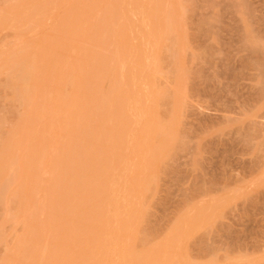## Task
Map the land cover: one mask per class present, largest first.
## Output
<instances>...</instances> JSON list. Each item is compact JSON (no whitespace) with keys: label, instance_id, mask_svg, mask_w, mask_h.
<instances>
[{"label":"rangeland","instance_id":"374dc122","mask_svg":"<svg viewBox=\"0 0 264 264\" xmlns=\"http://www.w3.org/2000/svg\"><path fill=\"white\" fill-rule=\"evenodd\" d=\"M32 1L0 0V152L12 146L0 158V264H264V0ZM74 60L84 72L74 74ZM12 61L35 74L25 100ZM86 80L95 86L84 97ZM126 91L138 96L123 97L125 126L87 111L91 97ZM69 100L75 108L63 112ZM84 121L110 128L107 145L121 147L87 167L90 185L74 177L59 187ZM36 136L41 156L30 155ZM58 225L68 245L53 236Z\"/></svg>","mask_w":264,"mask_h":264},{"label":"bare ground","instance_id":"6f19581e","mask_svg":"<svg viewBox=\"0 0 264 264\" xmlns=\"http://www.w3.org/2000/svg\"><path fill=\"white\" fill-rule=\"evenodd\" d=\"M25 1V0H24ZM34 1V0H33ZM32 1V2H33ZM42 1V0H41ZM41 1H39V2H41ZM91 1V0H90ZM89 1V2H90ZM94 1V0H93ZM138 1V0H137ZM154 1V0H153ZM31 2V3H32ZM84 2V1H83ZM86 2V1H85ZM92 2V1H91ZM157 2V1H156ZM43 3H45V2H43ZM46 3H47V1H46ZM76 3V2H75ZM74 3V4H75ZM93 3H95V2H92V4ZM100 3V2H99ZM34 3H32V5H33ZM82 4H84V3H82ZM132 5V3H129V5ZM45 5V4H44ZM78 5V4H77ZM80 5H81V3H80ZM78 6L79 8L81 7V6H83V5H81V6ZM85 5V4H84ZM95 5V4H94ZM102 5H103V3H102ZM102 5H100V7L102 6ZM105 5V4H104ZM103 5V6H104ZM128 5V4H127ZM161 5V4H160ZM42 6V5H41ZM48 6V5H47ZM49 6H50V4H49ZM86 6V5H85ZM89 6H91V4L89 5ZM93 6V5H92ZM109 6V5H108ZM113 6V5H112ZM111 6V7H112ZM117 6V5H116ZM133 6V5H132ZM37 7V6H36ZM51 7V6H50ZM50 7H48L49 8V10H50ZM94 7H96V6H94ZM129 6H127V8H128ZM131 7V6H130ZM35 8V7H34ZM48 8H46V9H48ZM85 8H88V7H85ZM93 8V7H92ZM109 8V7H108ZM107 8V9H108ZM114 8V7H113ZM121 8V7H120ZM78 9V8H77ZM91 9V8H90ZM104 9H105V6H104ZM111 9V8H110ZM116 9V8H115ZM129 9H133L134 10V8H129ZM41 10V9H40ZM44 11H45V9H43ZM83 10H84V8H83ZM92 10V9H91ZM120 10V9H119ZM38 11V10H37ZM52 11V10H51ZM77 11V10H76ZM82 11V10H81ZM135 11H136V9H135ZM142 11V10H141ZM160 11V10H159ZM74 12V11H73ZM79 12V11H78ZM88 12H89V9H88ZM110 12V11H109ZM41 13V12H40ZM39 13V14H40ZM44 13H47L46 11L44 12ZM52 13V12H51ZM75 13V12H74ZM86 13H87V11H86ZM117 13L118 12H116V17H117ZM146 13H148V11H146ZM154 13H155V11H154ZM53 14V13H52ZM68 14V13H67ZM85 14V13H84ZM92 14V13H91ZM110 14H111V12H110ZM134 14V13H133ZM17 15V14H16ZM32 16H34L35 14H31ZM38 15V14H37ZM47 15V14H46ZM88 15V14H87ZM135 15V14H134ZM147 15V14H146ZM150 15V14H149ZM31 16V17H32ZM39 16V15H38ZM41 16H42V13H41ZM56 16V15H55ZM74 16V15H73ZM83 16V15H82ZM105 16V15H104ZM137 16V15H136ZM140 15H138V17H139ZM142 16V15H141ZM133 17V16H132ZM143 17H145V16H143ZM155 17V16H154ZM17 18V17H16ZM33 18V17H32ZM37 18V17H36ZM74 18V17H73ZM105 18V17H104ZM112 18H114V16L112 17ZM147 18V17H146ZM149 18V17H148ZM12 19H15V18H12ZM108 19H109V17H108ZM131 19V18H130ZM143 19V18H142ZM154 19H156V17L154 18ZM102 20V19H101ZM115 20V19H114ZM132 20V19H131ZM134 20V19H133ZM132 20V21H133ZM136 20H137V18H136ZM139 20V19H138ZM137 20V21H138ZM147 20V19H146ZM145 20V21H146ZM13 21V20H12ZM58 21H60L59 19H58ZM72 22H73V20H71ZM130 21V20H129ZM132 21H131V23H132ZM140 21V20H139ZM142 22H143V20H141ZM150 21V20H149ZM154 21V20H153ZM161 21V20H160ZM6 22V21H5ZM14 22V21H13ZM103 22H106L105 20L103 21ZM113 22V21H112ZM111 22V23H112ZM141 22V23H142ZM147 22V21H146ZM145 22V23H146ZM155 22V21H154ZM55 23V22H54ZM68 23V22H67ZM109 24H110V22H108ZM106 24V26H109V24ZM130 23V24H131ZM139 22H137V24H138ZM2 24V23H1ZM6 24V23H5ZM81 24V23H80ZM133 24V23H132ZM135 24V23H134ZM151 24V23H150ZM2 25H4V23L2 24ZM10 25H12V22H11V24ZM10 25H8V26H10ZM73 25H74V23H73ZM146 25V24H145ZM144 25V26H145ZM154 25V24H153ZM162 25H163V23H162ZM60 26V25H59ZM77 26V25H76ZM112 26H114V25H112ZM111 26V27H112ZM135 26V25H134ZM133 26V27H134ZM141 26H142V24H141ZM140 25H139V27H141ZM148 26V25H147ZM62 27V26H61ZM65 27V26H64ZM67 27V26H66ZM70 27V26H69ZM72 27V26H71ZM79 27V26H78ZM77 27V28H78ZM167 27V26H166ZM12 28H14L13 26H12ZM68 28V27H67ZM81 28V27H80ZM101 27L99 26V31H101V33H102V30L100 29ZM102 28H106V27H102ZM135 28V27H134ZM15 29V28H14ZM96 29V28H95ZM136 29V28H135ZM134 29V30H135ZM59 30V29H58ZM94 30V29H93ZM97 30V29H96ZM111 30H113V27H112V29ZM131 30H132V28H131ZM19 31H21L20 30V28H19ZM19 31H18V33H19ZM140 31V30H139ZM139 31H137L136 32V34H138V32ZM145 31V30H144ZM150 31H152V29L150 30ZM67 32V31H66ZM69 32H71V31H69ZM93 33H94V31H92ZM108 33V31H105V33ZM132 32H133V30H132ZM135 32V31H134ZM133 32V33H134ZM145 32H147V31H145ZM156 32V31H155ZM96 33H97V31H96ZM96 33H94V35H99L100 36V32H98V34H96ZM88 35V34H87ZM133 35V34H132ZM89 36V35H88ZM99 36L97 37V38H99ZM102 36H104V34L102 35ZM134 36H135V34H134ZM158 36V35H157ZM95 37V36H94ZM105 37H107V36H105ZM139 37V36H138ZM137 37V38H138ZM92 38V37H91ZM104 38V37H103ZM131 38H132V40H133V38H135V37H132L131 36ZM142 38V37H141ZM147 38V37H146ZM46 39V38H45ZM90 39V38H89ZM127 39V38H126ZM125 39V40H126ZM140 39V38H139ZM152 39V38H151ZM78 40V39H77ZM80 40V39H79ZM78 40V41H79ZM98 40V39H97ZM104 40V39H103ZM136 40V39H135ZM143 39H141V41H142ZM145 40V39H144ZM154 39H152V41H153ZM147 41H149V40H147ZM75 42H76V40H75ZM138 42H139V40H138ZM80 43V42H79ZM79 43H78V45H79ZM134 43V42H133ZM137 42H135L134 43V45L136 44ZM144 42H142V44H143ZM154 43V42H153ZM152 43V44H153ZM139 44H140V42H139ZM141 44V45H142ZM148 44H149V42H148ZM151 44V43H150ZM73 45V44H72ZM71 45V46H72ZM77 45V46H78ZM144 45H146V44H144ZM153 45H156V44H153ZM64 46V45H63ZM67 46H69V45H66V47ZM73 47H76L75 45L73 46ZM80 47V46H79ZM141 47V46H140ZM143 47V46H142ZM141 47V48H142ZM71 48V47H70ZM77 48V47H76ZM75 48V49H76ZM137 48V47H136ZM136 48H135V53L137 52L136 51ZM144 48V47H143ZM148 48V47H147ZM151 49L153 48V46H151L150 47ZM61 49V48H60ZM75 49H73V51L75 50ZM82 49V48H81ZM140 49V48H139ZM138 49V50H139ZM146 48H144V50H145ZM77 50L78 51H80L79 50V48H77ZM144 50L142 51V52H144ZM152 50H154V49H152ZM76 51V50H75ZM149 51H150V49H149ZM58 52V51H57ZM56 52V53H57ZM82 52H83V50H82ZM86 51H85V49H84V53H85ZM146 52V51H145ZM153 52V51H152ZM61 53V52H60ZM62 53H63V51H62ZM61 53V54H62ZM77 53H79V55L81 54V52H77ZM77 53H76V55H77ZM138 53V52H137ZM136 53V54H137ZM147 53V52H146ZM155 53V52H154ZM86 54V53H85ZM142 54V53H141ZM140 54V55H141ZM143 54H145V53H143ZM150 54V53H149ZM79 55H77V56H79ZM133 54H131V56H132ZM135 55V54H134ZM139 55V57H136V55H135V57L136 58H140L141 56ZM153 55V54H152ZM146 56V55H145ZM143 57V56H142ZM79 58V57H78ZM81 58V57H80ZM84 58V57H83ZM147 58V57H146ZM146 58H145V60H146ZM150 58V57H149ZM148 58V59H149ZM153 58V57H152ZM74 59V58H73ZM142 59V58H141ZM17 61H18V59H16ZM20 60V59H19ZM79 60L80 59H78L77 61L79 62ZM133 60V59H132ZM132 60H131V62H132ZM137 60V59H136ZM139 60V59H138ZM138 60H137V62H135V64H137L138 63ZM143 60H144V58H143ZM150 60H151V58H150ZM153 60H154V58H153ZM23 61V60H22ZM53 61V60H52ZM75 61V60H74ZM77 61H75L74 62V66L76 65V67H79V68H75V67H73L72 68V66L71 67H69V68H72V69H78V70H76V72H75V70H74V74L75 75H77L79 72H82L83 71V68L85 69V67L84 66H80V65H83V64H81L82 63V60L80 61V64L79 63H76ZM86 61V60H85ZM13 62V63H12ZM11 62V64H8V65H14V67L16 66L17 67V65H18V63L20 62H17L16 63V61L14 62V61H12ZM50 63V62H49ZM83 63H85V62H83ZM87 63H89L88 62V60H87ZM133 63V62H132ZM141 63H143L142 62V60L140 61V64H138V66L140 67V65H141ZM146 63H148V61L146 62ZM22 64V62H20V65ZM24 64H27V62L25 63V62H23V64H22V66L24 65ZM29 64L30 63H28L27 65L29 66ZM32 64H34V63H32ZM31 64V65H32ZM89 65H90V63H89ZM143 66H144V64H142ZM28 66H24V67H19V69H17L16 67L15 68H12L13 66H11V68L12 69H17L16 70V76H15V79L13 80V82H12V84H13V86L14 87H16L17 89H18V87H19V93H21V97L23 98L24 96H25V94L23 93L22 94V92H20V91H22V89H25L24 90V92H26V91H28L29 89H31V88H29V86H31V84L33 83V75L35 76V74H33V75H31L29 72H30V70H29V68H28V72H27V69L25 68V67H28ZM55 66H56V64H55ZM58 66V65H57ZM91 66V65H90ZM130 66V65H129ZM128 66V67H129ZM146 66V65H145ZM83 67V68H82ZM92 67V66H91ZM132 67V69H133V65L131 66ZM32 69H33V67H31ZM56 68V67H55ZM62 67H60V69H61ZM64 68V67H63ZM88 68H89V66H88ZM126 68V67H125ZM130 68V67H129ZM128 68V69H129ZM135 68H137L136 66H135ZM134 68V69H135ZM145 68V67H144ZM143 68V69H144ZM53 69V68H52ZM82 71H81V70ZM128 69H126L127 71H128ZM131 69V70H132ZM133 69V70H134ZM14 70V71H15ZM50 70H51V68H50ZM69 70V69H68ZM71 70V69H70ZM137 70V69H136ZM135 70V71H136ZM140 69H138V71H139ZM32 71V70H31ZM56 71H58V70H56ZM61 71V70H60ZM77 71H78V73H77ZM90 72L89 71V69H86V72ZM126 71V72H127ZM142 72H143V70H141ZM55 72V71H54ZM59 72V71H58ZM84 72V71H83ZM141 72V73H142ZM57 73V72H56ZM77 73V74H76ZM131 73V72H130ZM129 73V74H130ZM138 73V72H137ZM136 72L134 73V74H136V76H138V74H137ZM141 73H140V71H139V76H142L143 75V73H142V75H141ZM31 75V77H30V75ZM80 74V73H79ZM132 74V73H131ZM53 75V74H52ZM54 76V75H53ZM128 76V75H127ZM131 76V75H130ZM133 76L134 75H132V78H133ZM143 76H145V75H143ZM91 78V77H90ZM135 78L136 77H134L133 78V82L135 81ZM137 78H139V77H137ZM144 79V78H143ZM93 80H95V79H93ZM132 80V79H131ZM137 80V79H136ZM32 81V82H31ZM37 81V80H36ZM89 81V80H88ZM87 80L85 81V83H87L88 82ZM91 81V80H90ZM41 82V81H40ZM131 82V81H130ZM39 83V82H38ZM90 82H88L87 83V85L89 84ZM91 83H92V85H91ZM91 83L89 84V85H91L92 87L90 88V89H88L87 88V90L89 91L90 90V92H86V94H84V97L86 96V95H88L89 93L91 94V92L93 93V91H91V89L93 88V85L95 84V81H91ZM11 83H10V85H12ZM45 84V83H44ZM39 85V84H38ZM37 85V86H38ZM80 86H83V85H81V84H79ZM87 85L85 84V87H87ZM13 86H11V87H13ZM33 86H35V84L33 85ZM95 86V85H94ZM27 87H28V90H26L27 89ZM36 87V86H35ZM75 87V86H74ZM78 87V86H77ZM77 87H75L74 89H76ZM89 87V86H88ZM34 88V87H33ZM82 88V87H81ZM78 88V90H83V92H85L86 90V88ZM97 88V87H96ZM32 90V89H31ZM77 90V89H76ZM97 90H98V88H97ZM95 92H96V90H94ZM120 91V90H119ZM134 92H135V90H133ZM31 92V91H30ZM30 92H26V94H30V96H31V93ZM128 92H130V91H126V95H122L120 98L118 97V95L121 93V92H119V94L117 95V96H113L112 98H113V100L114 99H117V98H114V97H118L119 99L118 100H115V101H113L112 100V98H110V95L108 94V95H103V94H100V96L101 95H103L104 97H101V98H97V97H95V96H93L94 98H96V100H93L92 102H90L92 99L90 98V100H88V102H86V103H90V104H88V106H90V109L89 110H87V111H91L92 113H94V114H98L99 115V120L100 119H102V117H104L102 120H105L106 119V116H109L108 118H113V119H115V122H116V120H117V122L116 123H118V126H120V124H119V122L121 123V125L123 124H126V122L127 123H129V121H127V120H129V119H127V117H129L128 115H124V112L125 111H123V113H119V111L122 109V107L124 106V104H125V106H126V103H127V101L128 100H124V98L123 97H126L127 96V94H132L133 95V97H134V94L135 93H132V91H131V93H128ZM137 92H139V91H137ZM18 93V95L20 96V94ZM79 93V92H78ZM88 93V94H87ZM112 93V92H111ZM114 93H118V92H114ZM114 93H112V95L114 94ZM122 93H124V92H122ZM23 95V96H22ZM97 95V94H96ZM111 95V96H112ZM121 95V94H120ZM136 96H138V94L136 93L135 94ZM29 96V97H30ZM33 96V95H32ZM107 96V97H106ZM28 97V96H27ZM140 97H141V95H140ZM139 97V99H141V101H142V98H140ZM122 98V100L121 101H119L120 99ZM127 98V97H126ZM131 98V97H130ZM24 100L26 99V97H24L23 98ZM28 99V98H27ZM129 99V98H128ZM136 100H137V97L135 98ZM138 99V100H139ZM31 100V99H30ZM108 101V102H107ZM129 101H130V99H129ZM134 101V100H133ZM140 101V100H139ZM112 102H115L114 104L112 103ZM126 102V103H125ZM137 101H134V103H136ZM85 103V104H86ZM124 103V104H123ZM130 103V102H129ZM134 103H132V104H134ZM149 103H151V102H149ZM132 104H131V106H132ZM140 104L141 105H144V104H142L141 102H140ZM65 105V106H64ZM137 105V104H136ZM138 105H139V102H138ZM62 106H63V108H62ZM61 106V108H62V111L63 112H67V113H71L73 110H74V108H75V103H74V101L73 100H69V101H67V102H65L63 105ZM85 106V108H88V106H87V104L86 105H84ZM87 106V107H86ZM145 106V105H144ZM144 106H142V107H144ZM147 106H149V105H147ZM146 106V107H147ZM153 106V105H152ZM133 108L132 109H137L136 107H135V105L134 106H132ZM138 107V106H137ZM140 107V106H139ZM127 108H128V106L127 107H125L124 109H126V112L128 113L129 111H127ZM123 109V110H124ZM141 109V108H140ZM144 109H145V107H144ZM139 110V109H138ZM142 111H144L143 109H141ZM153 111V110H152ZM121 112V111H120ZM135 112V111H134ZM136 112H138L139 113V111H136ZM136 112L134 113V114H136ZM35 113V112H34ZM31 114V113H30ZM39 114V113H38ZM38 114H37V116H38ZM121 114V115H120ZM130 114V113H129ZM134 114L132 113V115L134 116ZM143 114V113H142ZM34 115V114H33ZM131 114H130V116L132 117V119H133V116H132ZM139 116H140V114H138ZM138 115H137V117H138ZM32 117H35V116H32ZM40 117V116H39ZM136 117V116H135ZM135 117H134V119H135ZM28 118V117H27ZM31 118V117H30ZM97 118H98V116H97ZM130 118V117H129ZM34 119V118H33ZM39 119V118H38ZM112 119V120H113ZM30 120V119H29ZM35 120L37 121V118L35 117ZM34 120V121H35ZM88 120V119H87ZM34 121L32 120V123H33V125H34ZM35 121V122H36ZM86 121V120H85ZM81 122V123H84V125L82 126L81 125V123H80V125H81V127H80V125L78 124V123H76L75 125H74V130H76V128H77V124L79 125V127L78 128H80L79 129V131H82V132H84L83 134H85L84 136V138L86 139L85 140V143L84 144H72L71 145V149H70V151H68V152H66V153H64L63 155H62V160H61V163H60V166H61V168L63 169H65L66 171H68V172H66L65 173V175H63V176H59V179H58V186L60 187L63 183H66V181L68 180V179H72V178H74V177H76V178H78V181L80 182V186L82 187V186H85V185H90L91 183H90V181H89V179H90V177H91V172L88 170V168L87 167H89V166H91L93 163H96V164H99L100 162H101V160L103 159V158H106L107 157V155L109 154V151L114 155L117 151H118V147H121V146H117V145H115L113 142H112V140L110 141V144L112 145H110V146H108L107 144L109 143H107V140L105 139V137H106V135L107 136H109L110 135V133H112V132H110L111 131V129L110 128H106L105 130V132H102V131H104V128H102L103 130H101L100 132H98V131H94L93 130V127L94 126H92L91 128H90V121H88L89 123L88 124H85L86 122ZM97 121H98V119H97ZM114 121V120H113ZM26 122V121H25ZM28 122V121H27ZM38 122V121H37ZM36 122V123H37ZM114 122V124H116ZM131 122V121H130ZM24 123V122H23ZM93 123H94V121H93ZM94 125H95V123H94ZM122 125V126H123ZM128 125V124H127ZM153 125H155V124H153ZM125 126V125H124ZM30 127V126H29ZM31 127H32V124H31ZM154 127V126H153ZM156 127V126H155ZM33 128V127H32ZM32 128H30L29 130H30V132H31V134H32V132L34 133V130L33 131H31L32 130ZM34 129V128H33ZM82 129V130H81ZM107 129H110L109 130V132L107 131ZM155 129V128H154ZM112 130H113V128H112ZM142 130V129H141ZM46 132V131H45ZM45 132H43V134L45 133ZM74 132H77V131H74ZM142 133V132H141ZM140 133V134H141ZM144 133V132H143ZM142 133V134H143ZM37 134H39V132L37 133ZM43 134L40 136V139L41 140H43L42 139V137H44L43 136ZM45 134H47V133H45ZM139 134V135H140ZM28 135H30V133H28ZM27 135V136H28ZM35 135V134H34ZM126 135V134H125ZM135 135L136 134H134V135H132V133H131V135H130V137L131 136H134L135 137ZM38 136V135H37ZM37 136H36V138H37ZM46 137H47V135H45ZM128 136H129V134H128ZM128 136H126V137H128ZM137 137H138V135H136ZM162 136V135H161ZM164 136V135H163ZM125 137V139H127ZM8 138V137H7ZM39 138V137H38ZM37 138V142H39L40 140ZM123 139H124V136L122 137ZM129 138V137H128ZM134 140L133 138H130V140ZM165 138H163V140H164ZM29 140V139H28ZM30 140H33V142L32 143H35V136H34V139L32 138H30ZM46 140H48V137H47V139L44 137V141L46 142V143H48L49 141H46ZM140 140H141V138H140ZM162 139L161 138H159V143H160V141H161ZM162 140V141H163ZM22 141V140H21ZM125 141V140H124ZM126 141H128V140H126ZM157 141V142H158ZM41 143H38V146H39V149H38V146L37 145H35V144H32L31 142H30V144L33 146V145H35L34 147L36 148V146H37V152H33V153H31L30 155H32V154H34L35 155V153L36 154H38V156H41L44 152H45V145H43V143L44 142H42V141H40ZM120 142V141H119ZM121 142H123L122 141V139H121ZM138 142V141H137ZM20 143H22V142H20ZM129 143H130V141H129ZM132 143H133V141H132ZM154 143V142H153ZM164 143V142H163ZM166 143V142H165ZM10 145H13V142L11 143H9ZM24 145H26V146H28L27 144H29V142L26 144L25 143V141H24V143H23ZM37 144V143H36ZM114 144V145H113ZM120 144V143H119ZM121 144H123V143H121ZM161 144H162V142H161ZM23 145V146H24ZM40 145L41 146H44V147H41V152L44 150V152H42V154H40ZM46 145H48V144H46ZM149 145V144H148ZM170 145V144H169ZM26 146H24V147H26ZM162 147H165V146H163V145H161ZM168 146V145H167ZM9 147V146H8ZM7 147V148H8ZM21 147V146H20ZM30 146H28L27 148H29ZM33 147V148H34ZM83 147H85V154L82 156V157H80L79 156V153H81V150H82V148ZM86 147H88V148H96V149H99L100 150V152H101V157H97V156H95V155H92V154H90L86 149ZM112 147V148H111ZM161 147V148H162ZM1 148V147H0ZM5 149L4 151H2V152H0V158L2 159V157H3V155L4 154H6V152L8 153L10 150H12L11 148H12V146H11V148L9 149V151H7L8 149ZM14 148V147H13ZM31 148V147H30ZM154 148H156L155 146H154ZM158 148H160V146L158 147ZM164 149V148H163ZM34 151H36V149L34 150ZM116 151V152H115ZM162 151V150H161ZM11 152V151H10ZM13 152H15V151H13ZM39 152V153H38ZM115 152V153H114ZM28 155H27V157L29 156V153H27ZM40 154V155H39ZM10 157H12V156H10ZM14 157H15V154H14ZM34 157V156H33ZM79 157V158H78ZM138 157V156H137ZM25 158V157H24ZM29 158H30V156H29ZM7 159V158H6ZM17 159V158H16ZM28 159V158H27ZM26 159V160H27ZM137 159V158H136ZM26 160L24 159L23 160V162L26 164L27 162H28V164H29V159H28V161L26 162ZM135 160V159H134ZM138 160H140V159H137V161ZM11 161H13V160H11ZM159 161V160H158ZM157 161V162H158ZM22 161H21V165H22V167H25L24 166V163H23ZM136 162V161H135ZM5 163V162H4ZM137 163V162H136ZM27 164V165H28ZM32 164V162L30 163V165ZM5 165V164H4ZM2 167H3V169H4V166L2 165ZM27 168V166L23 169V172H24V170ZM3 171V170H2ZM0 173H2V172H0ZM149 174V173H148ZM24 177H26V180H28L27 179V176L25 175ZM29 177H31V175L29 176L28 175V178ZM109 178V177H108ZM111 178V177H110ZM107 181H108V179H107ZM110 181V180H109ZM113 183V182H112ZM111 183V184H112ZM109 184V183H108ZM113 185H114V183H113ZM112 185V186H113ZM108 186V185H107ZM2 188V187H1ZM0 188V189H1ZM143 188V187H142ZM142 188H140V189H142ZM91 190H92V188L91 187H89V190H88V194H91L90 192H91ZM145 190V189H144ZM1 192H2V190H0ZM143 191V189L140 191L139 190V192H140V194H141V192ZM146 191V190H145ZM1 192H0V194H1ZM144 192V191H143ZM93 193V192H92ZM139 194V193H138ZM1 196V195H0ZM100 215H101V217H104L105 216V214H103V212H101L100 213ZM104 215V216H103ZM52 216H54V217H56V216H58L57 215V213H55L54 211H53V215ZM55 219H57V222H60V220H62V218L61 217H58V218H55ZM37 225V224H36ZM136 225H137V223H136ZM33 227H35V224L34 225H32ZM32 226H31V232H32ZM35 228H33V230H34ZM138 229V228H137ZM31 232H29V230H28V235H29V233H31ZM53 236L57 239V240H59V241H63V244H65V245H68V242L70 241V237H71V233L69 232V231H67V230H65V229H63L62 228V226L61 225H58V228H57V230L53 233ZM30 238V235H29V237H28V239ZM30 242V241H29ZM31 246V245H30ZM30 248V247H29ZM31 249V248H30ZM122 256V255H121ZM135 257V256H134ZM115 260V259H114ZM119 260V259H118ZM48 262V261H47ZM47 262H46V264H47ZM116 262V261H115ZM42 263V262H41ZM44 263V262H43ZM42 263V264H43ZM50 263V262H49Z\"/></svg>","mask_w":264,"mask_h":264}]
</instances>
